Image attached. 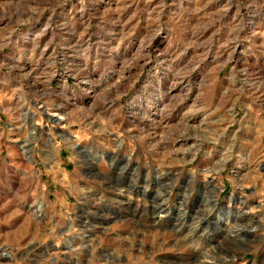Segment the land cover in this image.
Wrapping results in <instances>:
<instances>
[{
    "label": "rangeland",
    "instance_id": "374dc122",
    "mask_svg": "<svg viewBox=\"0 0 264 264\" xmlns=\"http://www.w3.org/2000/svg\"><path fill=\"white\" fill-rule=\"evenodd\" d=\"M3 251L264 264V0H0Z\"/></svg>",
    "mask_w": 264,
    "mask_h": 264
},
{
    "label": "bare ground",
    "instance_id": "6f19581e",
    "mask_svg": "<svg viewBox=\"0 0 264 264\" xmlns=\"http://www.w3.org/2000/svg\"><path fill=\"white\" fill-rule=\"evenodd\" d=\"M30 114V113H29ZM61 120L62 118H60L59 119V117H56L55 118V120ZM34 122V121H33ZM66 140H70V138H66ZM53 142V141H52ZM52 144V143H51ZM75 146H77V144H73L72 145V147H75ZM102 158L103 157H101V158H98V161H101L102 160ZM148 185V184H147ZM147 185L145 186V187H143V191H146V189H148L147 188ZM213 186V185H212ZM122 191V190H121ZM123 193H128V191L127 190H125V191H123ZM231 200L233 201V197L231 198ZM39 210H40V212L43 210V206H39ZM162 211V210H161ZM167 212H169V211H167ZM234 211L232 210V209H230L229 208V210H228V212H224L223 214H221V216H219L218 218H216L215 219V221H214V225L217 227H219V226H227V224H228V222L229 221H232V220H234L235 218L234 217H237L239 214H245V211L244 212H241V211H237V215H233V218L230 216V214H232ZM226 214H228L227 215V217H226ZM167 216V215H166ZM158 220H165V218H163V214H158ZM182 225V224H181ZM177 226V225H176ZM175 226V227H176ZM179 227V226H178ZM230 231H232V228L231 229H229ZM234 231V230H233ZM236 232V231H235ZM239 232H240V230H239ZM238 234V233H237ZM236 235V234H235ZM69 248L70 249H72V246L71 245H69ZM0 256L1 257H5V258H10V259H13V254H12V252H1V254H0Z\"/></svg>",
    "mask_w": 264,
    "mask_h": 264
},
{
    "label": "water",
    "instance_id": "95a60500",
    "mask_svg": "<svg viewBox=\"0 0 264 264\" xmlns=\"http://www.w3.org/2000/svg\"><path fill=\"white\" fill-rule=\"evenodd\" d=\"M49 116V114H48ZM52 121H55V117H49Z\"/></svg>",
    "mask_w": 264,
    "mask_h": 264
}]
</instances>
